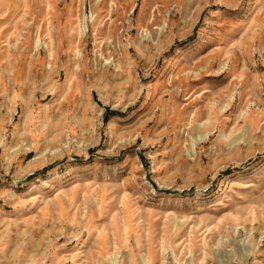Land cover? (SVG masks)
<instances>
[{"label": "rangeland", "instance_id": "obj_1", "mask_svg": "<svg viewBox=\"0 0 264 264\" xmlns=\"http://www.w3.org/2000/svg\"><path fill=\"white\" fill-rule=\"evenodd\" d=\"M0 264H264V0H0Z\"/></svg>", "mask_w": 264, "mask_h": 264}]
</instances>
